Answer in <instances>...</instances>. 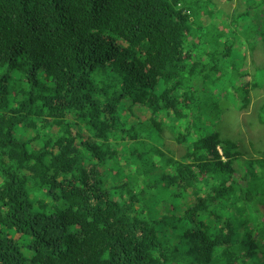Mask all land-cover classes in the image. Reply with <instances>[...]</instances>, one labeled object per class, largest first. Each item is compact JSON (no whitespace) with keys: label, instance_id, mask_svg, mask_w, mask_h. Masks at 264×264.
Instances as JSON below:
<instances>
[{"label":"trees","instance_id":"16d2710c","mask_svg":"<svg viewBox=\"0 0 264 264\" xmlns=\"http://www.w3.org/2000/svg\"><path fill=\"white\" fill-rule=\"evenodd\" d=\"M184 1L0 0V264H264V195L244 164L264 150L242 146L264 143V99L256 135L238 122L263 66L243 70L235 43L216 64L184 48L192 29L238 39L235 17L264 41V0L224 31L229 10L193 28ZM135 105L147 120H128Z\"/></svg>","mask_w":264,"mask_h":264},{"label":"rangeland","instance_id":"374dc122","mask_svg":"<svg viewBox=\"0 0 264 264\" xmlns=\"http://www.w3.org/2000/svg\"><path fill=\"white\" fill-rule=\"evenodd\" d=\"M254 0H187V7L190 11V22L191 25L193 24V28L197 26H201L202 24L205 26L207 24H210L211 20H216L218 18L219 12H227L229 10V18L225 20L224 25H218L220 28H223L224 31L225 28L229 23H231V15H235L236 13H239L241 10L247 9L248 6H251ZM251 4V5H250ZM260 15V14H259ZM245 18H234V22L238 23V29H240L242 32L246 31V33L242 36H239L237 39L236 35H231L227 33L218 34L216 31L214 32V37L211 35L210 37L206 38V42L203 44H198L197 39L193 36H196L199 32L198 36H202L203 33H206L205 31H199L196 29H192L190 31V34L192 36H187V41L184 45V48H187L189 46L190 42H195L194 45V51L198 56H205L201 61H206L208 63V60L211 64H216L218 61L223 59L225 57V54L227 53L230 55L233 51V43H235L234 48L241 51V55L245 57L246 64L243 66V70H246L251 67V63L253 62L255 64V67L257 66H263V72H264V41H261L257 39L259 36L253 37L254 39H257L256 42H252L251 34L248 30L245 29V26H247V22L241 21ZM218 22V20H216ZM192 48V46H191ZM228 51V52H227ZM253 52V55H252ZM201 69L198 68L196 71H200ZM219 74L221 72L223 74H228L231 72L233 74L234 71H219ZM217 71L216 72L217 74ZM263 77V74H262ZM248 80V77L245 75H242L241 78L238 77L236 80V85L239 86L240 83H246ZM256 82V81H255ZM258 88L255 90L251 89L253 87L249 88V95L251 97L250 105L248 108H246L244 111H242L239 115L238 122H243L245 125H241L242 129H245L249 132L250 136L256 135V130L253 128V125L248 124L249 121H256V115L255 109L258 108L259 102L261 99H264V80L258 82ZM201 89L197 92L202 94V90H206L207 93H210V88L207 85H201ZM211 95L213 97H216V95L219 96L218 100L219 102L223 101L225 99L224 94L219 93L218 89L212 90ZM204 100H207V97L204 98ZM139 105H135L132 108V112L134 115H130L128 117V120H139V121H145L149 118V115L146 112H143L140 110ZM229 111H232L235 106L228 107ZM227 108H223L222 110H226ZM222 110L219 111V118L217 119V122H215V130H218L221 126H225L227 122H225L228 118V112L224 111L222 113ZM245 121V122H244ZM261 128V127H260ZM264 130V127L261 128ZM166 139L163 141V148H171L173 149L177 156L181 153V146L176 144L170 135L169 132H164ZM264 134V131H263ZM258 144L261 148L264 150V143L259 141L257 143L256 139H251L248 137H245L242 141V146L249 148V146H254ZM180 146V147H179ZM162 148V149H163ZM177 158V157H176ZM260 159H264V156L262 155H254L249 154L244 157V164L246 160L253 161V171L254 175H252V178L250 180L253 181L252 183V190L253 192H257L261 195H264V161H261ZM153 160H156L154 158ZM239 161H236L234 166L237 168ZM238 179V178H237ZM236 189H235V196L230 198L228 207L229 212H232L236 209V207L239 205V202L237 199L242 196V188L240 184L236 183ZM246 187V185H245ZM231 216V214H229ZM240 218H245L244 212ZM236 219V218H232ZM18 235L15 236L17 238Z\"/></svg>","mask_w":264,"mask_h":264},{"label":"clouds","instance_id":"9594fccd","mask_svg":"<svg viewBox=\"0 0 264 264\" xmlns=\"http://www.w3.org/2000/svg\"><path fill=\"white\" fill-rule=\"evenodd\" d=\"M178 8L184 13H188L187 12V0H185L183 3H179L178 4Z\"/></svg>","mask_w":264,"mask_h":264}]
</instances>
